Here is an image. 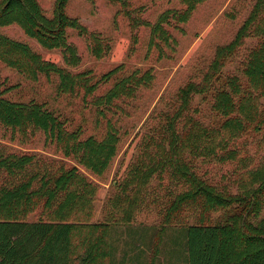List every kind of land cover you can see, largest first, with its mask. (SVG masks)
Masks as SVG:
<instances>
[{
	"label": "rangeland",
	"instance_id": "obj_1",
	"mask_svg": "<svg viewBox=\"0 0 264 264\" xmlns=\"http://www.w3.org/2000/svg\"><path fill=\"white\" fill-rule=\"evenodd\" d=\"M37 2L48 17L53 15L57 0ZM255 2L205 0L196 5L184 23L170 20L164 24L170 35L167 43L154 40L155 44H150L151 26L165 10L182 9L179 0H128L132 19L114 1L65 0V14L76 18L88 32L109 44L104 56L95 57L87 38L73 28H66L68 42L75 45L80 58L76 67L64 63L60 49L41 47L16 24L0 26V34L25 42L45 60L73 73L90 70L98 78L119 68L109 81L83 99L82 91L58 93V77L54 73L39 74L32 80L0 61V89L7 88L6 98L44 104L66 120L69 131L79 128L82 139L88 136L101 139L108 124L116 129V153L103 174L94 175L78 165L95 186L93 220L106 221L104 214L111 209L113 201L131 212L130 224L110 223L112 264H148L152 258L153 264H188L185 226L195 222L203 209L201 200L195 199L171 210L177 195L190 189L179 175L171 174V169H159L161 160L168 155L171 122L181 130L194 120L201 127L215 131L210 147L216 156L193 154L188 147L183 149L180 158L192 173L222 194L244 196L261 187L263 191L257 197L259 211L257 215L250 214L248 219L255 222L264 216V128L256 130L247 124L239 132L224 130L221 127L224 117L212 108L211 94H192L187 108L180 117L174 118L181 104V89L187 83L202 81L217 52L234 38ZM257 33L247 37L235 53L227 56L221 69L222 75L237 76L243 87L246 78L242 68L249 50L260 39ZM135 70L140 73L150 70V83L139 87L132 97L115 100L109 109L94 104V99L105 94L115 81ZM0 148L5 152L35 154L55 165L75 164L72 158L62 155L55 143L46 140L41 130L23 138L16 129L0 123ZM224 151L234 157H220ZM127 180L129 191L125 195L122 188ZM244 207L242 201L228 210L214 209L209 214L210 221H224L230 212ZM167 213H171L169 219ZM39 217H42L41 209L37 208L26 219L33 221Z\"/></svg>",
	"mask_w": 264,
	"mask_h": 264
},
{
	"label": "trees",
	"instance_id": "obj_2",
	"mask_svg": "<svg viewBox=\"0 0 264 264\" xmlns=\"http://www.w3.org/2000/svg\"><path fill=\"white\" fill-rule=\"evenodd\" d=\"M110 1L119 3L132 19L127 9L128 0ZM179 1L182 9L165 10L151 26L150 44H155L154 40L167 43L170 35L164 24L170 20L184 23L196 5L205 0ZM64 3L65 0H57L53 15L48 17L37 0H2L0 26L16 24L41 47L60 49L64 63L71 67H76L80 58L75 45L68 42V27L87 38L93 56H104L109 51L108 42L88 32L76 18L68 17ZM254 33L259 34L260 39L244 62L242 74L246 84L243 87L237 76L222 75L221 69L225 58ZM0 61L32 80L39 74L54 73L58 77V93L82 91L83 99L91 96L119 69L113 68L98 78L90 70L73 73L45 60L25 42L3 34H0ZM151 80L150 70L143 73L135 70L115 81L105 94L94 99V104L109 109L115 100L132 97L139 87L148 85ZM5 91L7 88L0 89V123L16 129L23 138L41 130L45 139L55 143L62 155L72 158L75 164L55 165L35 154L5 152L0 148V264H112L110 223L130 224L131 212L113 201L111 209L104 214L106 221L93 220L95 186L78 165L94 175L103 174L116 153V129L108 124L101 139L93 136L82 139L79 128L69 131L66 120L44 104L34 100L13 101L4 96ZM192 94H211L212 108L224 117L221 123L224 130L239 132L247 124L256 130L264 128V0H256L234 38L217 52L202 81L187 83L181 89V104L174 118L181 116ZM184 127L178 130L173 122L169 125L168 155L161 160L159 169H171V174L179 175L190 185L189 190L177 195L171 210L185 201L201 200L203 214L185 226L187 263L264 264V216L255 222L248 219L250 214L257 215L259 211L257 197L261 187L244 196L222 194L192 173L180 158L183 149L189 147L193 154L216 156L210 147L215 131L201 127L194 120ZM219 156L234 157L228 151ZM128 180L122 188L125 195L129 191ZM133 201L136 203V199ZM242 201L245 207L230 212L224 221H210L212 210H228ZM37 208L41 209L42 217L27 220V215ZM169 216L171 213H167L166 218Z\"/></svg>",
	"mask_w": 264,
	"mask_h": 264
},
{
	"label": "crops",
	"instance_id": "obj_3",
	"mask_svg": "<svg viewBox=\"0 0 264 264\" xmlns=\"http://www.w3.org/2000/svg\"><path fill=\"white\" fill-rule=\"evenodd\" d=\"M128 264V263H127ZM138 264V263H137ZM143 264H144V262H143ZM148 264H151V261L149 260V263Z\"/></svg>",
	"mask_w": 264,
	"mask_h": 264
}]
</instances>
